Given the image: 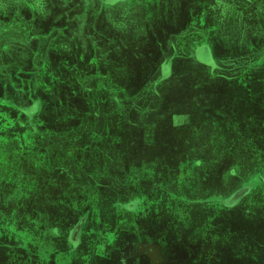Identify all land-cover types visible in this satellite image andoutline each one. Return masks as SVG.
<instances>
[{
  "label": "rangeland",
  "instance_id": "1",
  "mask_svg": "<svg viewBox=\"0 0 264 264\" xmlns=\"http://www.w3.org/2000/svg\"><path fill=\"white\" fill-rule=\"evenodd\" d=\"M257 43L264 0H0V264H264Z\"/></svg>",
  "mask_w": 264,
  "mask_h": 264
},
{
  "label": "crops",
  "instance_id": "2",
  "mask_svg": "<svg viewBox=\"0 0 264 264\" xmlns=\"http://www.w3.org/2000/svg\"><path fill=\"white\" fill-rule=\"evenodd\" d=\"M124 23H126L127 30L130 31L132 29L130 23H134V21L127 18L124 19ZM119 25L121 24H117L116 27ZM121 29L124 30V28ZM139 33L143 35L144 32L139 31ZM112 43L119 46L117 42ZM259 44L257 43L245 54L240 52L238 64L242 74L239 75L240 82L237 85L239 89L236 87V90H239V97H233L231 92L224 91L225 104L226 106L231 105V107H227V111L224 113L222 125L226 129L222 131L223 137L220 141L230 140L231 134L235 133L234 137L246 145L242 147L246 156L264 154V66L259 68L262 70L255 69L256 64L258 67V60H264V48L261 49ZM121 45L128 46L130 49V45L125 42H122ZM225 68L227 69V67ZM230 77L235 80V75ZM236 104H239V112L236 110L238 106L233 107ZM200 131L198 133H201ZM209 140L215 141L212 136H209L206 141Z\"/></svg>",
  "mask_w": 264,
  "mask_h": 264
}]
</instances>
